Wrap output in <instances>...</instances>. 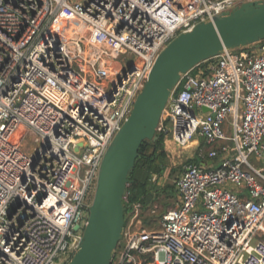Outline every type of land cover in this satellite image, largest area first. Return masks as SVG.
Here are the masks:
<instances>
[{
	"label": "built area",
	"instance_id": "obj_1",
	"mask_svg": "<svg viewBox=\"0 0 264 264\" xmlns=\"http://www.w3.org/2000/svg\"><path fill=\"white\" fill-rule=\"evenodd\" d=\"M259 1L0 0V264H68L157 56ZM237 48L182 73L158 132L177 149L203 137L204 162L184 166L156 228L126 194L111 264H264V41Z\"/></svg>",
	"mask_w": 264,
	"mask_h": 264
},
{
	"label": "water",
	"instance_id": "obj_2",
	"mask_svg": "<svg viewBox=\"0 0 264 264\" xmlns=\"http://www.w3.org/2000/svg\"><path fill=\"white\" fill-rule=\"evenodd\" d=\"M264 41V0L244 2L231 12L200 22L179 34L157 56L131 114L102 160L95 196L77 251L68 264H111L126 223L124 198L139 149L157 140L158 127L172 91L185 73L225 48ZM206 109V108H205Z\"/></svg>",
	"mask_w": 264,
	"mask_h": 264
},
{
	"label": "rangeland",
	"instance_id": "obj_3",
	"mask_svg": "<svg viewBox=\"0 0 264 264\" xmlns=\"http://www.w3.org/2000/svg\"><path fill=\"white\" fill-rule=\"evenodd\" d=\"M239 48L233 49V51H239ZM89 81L91 79V83H96V80L92 76H88ZM196 143H201L202 150L206 148L205 143L199 139L191 141L187 146L180 147L177 149L171 140H167L164 142V148L168 152V156L165 160L166 167L164 171L161 173L160 177L156 178L149 186V194H151L150 202L145 205L140 214V221L143 227L146 228H156L160 221L161 214L169 207L175 205L177 200V192H176V182L181 175L184 166L191 163H201V160L198 155L195 156L194 147ZM33 141L28 138L23 143V147L26 150H32L34 148ZM130 184L128 185V192ZM130 196V195H128ZM157 207V213L151 214L148 209H152ZM132 210L126 213V220L129 219ZM67 256H61L56 260V264H65Z\"/></svg>",
	"mask_w": 264,
	"mask_h": 264
},
{
	"label": "trees",
	"instance_id": "obj_4",
	"mask_svg": "<svg viewBox=\"0 0 264 264\" xmlns=\"http://www.w3.org/2000/svg\"><path fill=\"white\" fill-rule=\"evenodd\" d=\"M158 136L157 140H145L142 143L135 168L129 175L131 179L129 198L131 201L141 202L144 207L151 200L149 186L154 183L153 175H161L166 167L168 152L164 148L165 136L159 132ZM125 205L127 207V204Z\"/></svg>",
	"mask_w": 264,
	"mask_h": 264
},
{
	"label": "crops",
	"instance_id": "obj_5",
	"mask_svg": "<svg viewBox=\"0 0 264 264\" xmlns=\"http://www.w3.org/2000/svg\"><path fill=\"white\" fill-rule=\"evenodd\" d=\"M199 140H201L202 142H204V143H205L204 145H206V148H208V147H209V146L206 144V142H205V139H204L203 137H200V138H199ZM200 144H201V143H200ZM202 145H203V144H201V147H202ZM194 153H195V152H194ZM196 155H198V156H199V158H200L201 162H204V161L202 160V157H201V156H200L198 153H197V154L195 153V156H196ZM208 163H209V164H213V162H212V161H210V160L208 161ZM176 192H177V195H178V189H177V186H176Z\"/></svg>",
	"mask_w": 264,
	"mask_h": 264
}]
</instances>
